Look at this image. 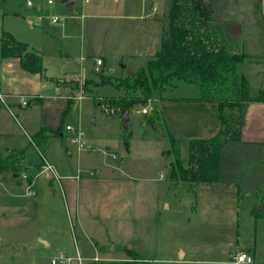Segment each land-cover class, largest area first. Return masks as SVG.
Instances as JSON below:
<instances>
[{"label": "rangeland", "instance_id": "rangeland-1", "mask_svg": "<svg viewBox=\"0 0 264 264\" xmlns=\"http://www.w3.org/2000/svg\"><path fill=\"white\" fill-rule=\"evenodd\" d=\"M89 1L71 0L70 11L61 0L51 4L48 0H0V55L1 37L9 31L29 42L31 49L41 50L48 76L73 75L82 70L85 57L84 76L89 78L63 79L72 103L78 90L85 97L73 106L71 103L62 116L63 136H53L44 155L59 177L68 172L95 179L91 186L81 188L77 217L66 207L57 178L53 177L48 196L40 195L39 183H46L48 172L39 174L43 157L31 143L29 132L39 121L41 105L36 101L27 105L29 97L19 94L17 98L27 109V116L11 107V134L0 135V150L23 146L27 147V156L15 179L0 176V264H51L58 251L45 248L38 236L51 237L58 230L70 232L68 248L72 254H76L77 244L80 251L92 255L81 254L87 264H237L235 255L244 251L250 252L254 261L242 264H264V216L253 212L264 196V148L241 142L226 145L217 181L188 183L172 179L168 164L173 154L165 118L160 109L158 114L155 110L159 108L157 102H148V113L143 112L140 103L132 107L125 126L121 110L111 112L104 101L123 90L98 83L88 47L97 48L103 43L111 46L104 74L124 77L135 64L144 65L152 56L134 59L115 52L119 47L131 50L128 41L135 40L140 25L144 30L149 28L151 18L160 16V26L164 23L166 28L170 0ZM213 3L223 28L232 34L234 26L239 29L237 34H242L237 38L239 50L250 55L242 70H250L248 77L255 89L264 88L263 21L258 0ZM116 14L135 18L118 19ZM54 16L58 22H53ZM41 78L43 94H53L52 81L43 75ZM19 90L25 93L27 87ZM165 94L194 96L198 88L179 80ZM4 97L6 103H0L8 107L6 94ZM53 105H47L49 113ZM67 125L82 130L83 147L71 142L75 133ZM181 157L187 167L188 144L181 146ZM23 172L37 181L33 188L28 189L30 182ZM109 177L117 181L111 184ZM132 203H137V213ZM74 223L76 241L72 237ZM95 245L99 259L91 261L96 256Z\"/></svg>", "mask_w": 264, "mask_h": 264}, {"label": "trees", "instance_id": "trees-1", "mask_svg": "<svg viewBox=\"0 0 264 264\" xmlns=\"http://www.w3.org/2000/svg\"><path fill=\"white\" fill-rule=\"evenodd\" d=\"M260 6L261 0H258L259 10ZM1 54L4 57L19 56L24 69L41 73L59 86H64L63 79L46 75L44 56L30 50L26 42L18 40L9 31L1 37ZM247 59L248 54L231 50L230 38L215 16L213 0H170L167 26L160 47L145 66L124 77L107 76L102 68H95L94 71L98 83H109L123 90L122 94L104 99L112 108L111 112L116 109L130 111L139 103L145 108L148 102L162 99L164 92L179 80L194 84L199 89L197 97L187 99L216 102L220 128L210 137L190 140L187 167L182 162L181 141L173 135L165 121L170 153L173 154L168 164L170 177L188 183L213 182L220 179L222 153L226 145L242 140L246 106L250 102H264V88L255 89L242 70ZM93 81L90 79V82ZM71 103L68 97L64 114L70 110ZM155 110L157 114L160 112L159 108ZM62 128L63 118L57 128L42 126L31 135V143L42 157L51 138L61 134ZM26 156L27 147L10 148L7 152L0 150V176L15 179ZM261 203L264 205V196ZM253 212L258 217L263 216L257 207Z\"/></svg>", "mask_w": 264, "mask_h": 264}, {"label": "crops", "instance_id": "crops-1", "mask_svg": "<svg viewBox=\"0 0 264 264\" xmlns=\"http://www.w3.org/2000/svg\"><path fill=\"white\" fill-rule=\"evenodd\" d=\"M86 2H90V1L86 0ZM69 10L71 11L70 8ZM260 13L263 21L262 38H263V47H264V0H261ZM115 16H117L118 19L135 18L131 14H116ZM148 22L151 23L149 28H145L144 30L143 26L140 25L141 28L139 29L137 36L134 37L135 40L128 41L131 50L125 51L123 47L122 48L119 47L118 49L116 48L117 51L115 53H117V55L120 56L129 54L134 59L140 57L141 58L150 57V56H152L151 58H153L160 47L159 43L161 44V38L165 27H164V23L160 26L161 24L160 16L151 18ZM231 29L234 30L232 34L224 29L226 34L230 38V48L234 52H241L239 50L241 44L240 42H237V38L238 36L241 37L242 34L240 33L237 34L239 32V29L237 28L235 29L234 26ZM233 38H236V40L233 41ZM26 43L28 44L30 50L40 52L44 56L41 50L35 48L31 49L29 42ZM158 45L159 47L157 48ZM91 47H88V52L91 53V58L94 60V67H96V59L101 58L103 63L100 66V68L102 67V70H105L104 65H106L108 62L107 60L108 55H112V51H111L112 47L108 45L105 46L104 43L99 45L97 48L94 47L91 48ZM249 56L250 55H248V58ZM151 58H149L148 61ZM82 60H83V64L80 68L82 70L74 71L73 75L64 74V75H56L50 77H57L61 79L64 78L70 79L74 76L87 77L84 76V70H85L84 56L82 57ZM44 62H45V56H44ZM146 64L144 65L135 64L133 71L139 69L140 67L145 66ZM246 72H248L249 74L251 73L250 70ZM248 73L246 74L248 75ZM41 76H42L41 73L30 72L24 69L21 65V60L19 56L12 55V56L4 57L2 56V54L0 55V90L3 91V92L1 91L2 93L6 94V98L8 99L7 100L8 107H5L4 105H2V103H0V135L1 136L11 134L8 124V120L10 119L9 116L11 112V107L17 109L19 115H23V117L27 116V112H28L27 109L23 107L22 101H20V99L17 98L19 97V94H25L29 97V102L27 103V105H29V103L34 101L39 102L41 105L39 121L36 125L32 126L33 130L29 132L30 134L28 132L27 133L25 132L27 135L29 134L30 136L31 134H34L42 126L57 128L60 125L62 116L64 115V111L68 105L69 86L68 84H65L64 86H59L54 81L46 77V79L52 81V83L54 84L55 91L51 95L48 93L43 94L42 87L40 84L42 80ZM26 87H27L26 90L27 92L25 93L22 92L23 90H19L22 88L26 89ZM167 90L165 92H167ZM15 91L19 93H16ZM165 92L163 98L156 99V102L171 132L176 138L180 139L181 146L188 144V148H189L191 139L210 137L219 130L220 128L219 109H218V104L216 102L187 99V98L197 97L199 95V89H198V94L194 96H174V95H167L165 94ZM52 103L54 104L53 105L54 110L49 113V111H47V105L48 104L52 105ZM61 135L63 136V133H61ZM240 142L244 144L264 148V102L262 101L250 102L246 106L245 124L242 130V140ZM12 148H16V147H12ZM7 149H10V147ZM42 164H40L38 167L39 172L42 168ZM52 179L53 177H48L46 183L43 181L39 183L38 189L40 191V195L44 198H46L49 192H51L50 191L51 187L54 184V181ZM10 180L12 181L13 179ZM107 180L111 181V184H113L115 181H117V178L109 177L107 178ZM94 181L95 179L89 177L80 178L77 175L68 172H63V174H61V177L59 179V184L62 189L65 205L70 211L74 212L76 217L78 215V206H79L81 188L83 187L84 189H86V187L91 186ZM29 182L30 184L28 185V189L33 188V186L37 184V181L33 179L31 181L29 180ZM132 204L134 207V211L137 213V203H132ZM74 225L75 223L72 226V231H73L72 237H74L73 239H75L76 241L77 237L74 232L75 231ZM81 230L83 231L85 236H88L86 229L81 227ZM70 238H71L70 232L67 230L66 231L58 230L56 234H54L51 237L45 235L38 236L39 242L45 248L53 247L56 249V251H58V253H65L71 256H75L77 254V251H79L84 256L87 255L92 256L91 254H88L86 252L83 253L82 251H80L77 244H76V254H72L71 250L69 251L68 248L69 242L71 240ZM130 246H133L136 252H138L139 254L141 253L140 250L137 248L138 246L136 247L133 243H131ZM95 247H96L95 255L97 256L100 254V251L98 250L97 245H95ZM253 261H254V257H253Z\"/></svg>", "mask_w": 264, "mask_h": 264}, {"label": "built area", "instance_id": "built-area-1", "mask_svg": "<svg viewBox=\"0 0 264 264\" xmlns=\"http://www.w3.org/2000/svg\"><path fill=\"white\" fill-rule=\"evenodd\" d=\"M48 2L53 3V0H49ZM52 20L53 22H58L59 18L57 16H54ZM102 63H103L102 59L97 58L95 68L99 70ZM84 97L85 95L83 94L82 90L76 91L75 95L73 96L74 103H72V106L75 104L77 100H81ZM0 100L6 103L4 94L2 92H0ZM23 103L26 104L27 101L23 100ZM143 112L147 113L148 109L146 107L143 108ZM67 129L74 130V133H75V136L72 137L71 142L78 143L79 148L83 147L84 143L82 140L83 139L82 130L80 128H74L71 125H67ZM45 172H48L47 177H55L58 180L60 179V177L58 176L56 172L55 167L43 156V164H42V168L39 174H42ZM23 177L28 179L29 175L26 172H23ZM234 258L237 264L246 263V262L249 263L253 261V256L249 252H245V251L237 253ZM98 259H99L98 256H95L91 259V261H97ZM51 264H87V263L85 261V258L81 255V253L77 251V254L75 256H71L65 253H58L52 257Z\"/></svg>", "mask_w": 264, "mask_h": 264}, {"label": "water", "instance_id": "water-1", "mask_svg": "<svg viewBox=\"0 0 264 264\" xmlns=\"http://www.w3.org/2000/svg\"><path fill=\"white\" fill-rule=\"evenodd\" d=\"M61 2L66 4L72 10V7L70 6L71 5V0H61ZM129 74H133V71H130ZM122 117H123L124 125L127 126L128 118H129V110H124L122 112ZM257 208L261 211L262 215L264 216V205L263 204H259V205H257Z\"/></svg>", "mask_w": 264, "mask_h": 264}]
</instances>
